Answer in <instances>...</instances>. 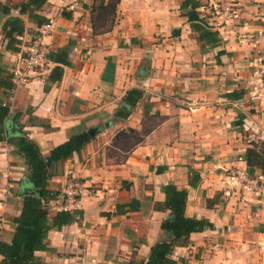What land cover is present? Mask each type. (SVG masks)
<instances>
[{
	"label": "crops",
	"instance_id": "0c3cea01",
	"mask_svg": "<svg viewBox=\"0 0 264 264\" xmlns=\"http://www.w3.org/2000/svg\"><path fill=\"white\" fill-rule=\"evenodd\" d=\"M25 1L0 0V66L14 69L38 35L49 51L68 46L71 66L46 91L54 64L2 94L9 113L0 141V240L11 238L27 182L10 139L24 135L45 158L94 129L48 181L53 191L72 179L84 189L72 210L79 221L48 232L47 249L35 253L40 264L146 261L151 246L167 237L160 225L171 214L154 205L164 201L168 184L187 191L186 217L213 225L176 247L172 264H264V176H249L244 161L251 143L264 142V109L247 95L256 59L264 58V0H223L234 9L229 18L205 14L217 0H119L105 32L103 20L93 18V0H47L20 14ZM191 11L206 25L189 21ZM9 17L24 26L19 53L5 50ZM203 27L218 35L219 46L211 47ZM130 90L142 97L119 120L114 115L127 108ZM10 125L18 133H6ZM240 172L257 188L239 180Z\"/></svg>",
	"mask_w": 264,
	"mask_h": 264
},
{
	"label": "trees",
	"instance_id": "16d2710c",
	"mask_svg": "<svg viewBox=\"0 0 264 264\" xmlns=\"http://www.w3.org/2000/svg\"><path fill=\"white\" fill-rule=\"evenodd\" d=\"M119 0H93V18L103 20L101 30L108 31L113 25L116 5ZM47 0H26L19 5L20 14L28 11H38ZM188 3V2H187ZM197 5L192 4V8ZM204 28L202 33L205 37H210L211 47L219 46L220 40L216 33H212L210 28ZM24 31L22 21L17 17H9L4 23L5 50L11 53H19L20 40ZM202 35L199 39L202 40ZM206 40V39H205ZM69 47L50 51L48 60L54 67L47 77L49 85H45V91L50 85L61 80L63 67H70L68 57ZM15 89L11 81V70L0 66V141H2L3 125L9 113L8 104L4 103L3 92H10ZM141 91L130 90L124 98L123 103L127 108H119L115 113V118L125 120L128 118L140 98ZM90 141L87 133L71 136L65 143L58 145L50 151L49 158L51 166L48 167L44 161L39 147L24 135L15 136L10 139V143L15 148L18 157L24 160L26 167L25 180L38 191L36 195L21 197L20 214L12 219L13 232L9 241L0 240V264H40L36 252L47 249V234L49 231H60L63 226L73 222H78L81 213L79 211H55L52 214L48 203L54 200L60 191H53L47 188L49 179L54 175L55 167L72 156L73 153L80 152ZM244 161L247 165V173L254 176L259 173L264 176V142L260 144L251 143L246 149ZM194 180V179H193ZM199 181H189L193 186ZM22 182V181H21ZM165 199L162 203H156L154 209L157 211H169L172 219L161 223V231L167 235L166 238L153 244L150 248L146 261L141 264H172L171 255L176 247L188 244L189 235L212 229L213 225L206 219L188 218L185 216V203L187 191L179 190L174 185L168 184L163 187ZM210 202V200L208 201Z\"/></svg>",
	"mask_w": 264,
	"mask_h": 264
},
{
	"label": "built area",
	"instance_id": "2783aa9c",
	"mask_svg": "<svg viewBox=\"0 0 264 264\" xmlns=\"http://www.w3.org/2000/svg\"><path fill=\"white\" fill-rule=\"evenodd\" d=\"M205 14H221L229 18L234 14V9L231 4L223 0H217L210 7V10L207 9ZM49 27V24L45 25V28ZM49 52L47 47L42 43L40 35L33 37L28 45L22 48L17 64L11 70V81L15 88L22 87L33 78L49 71L51 64L48 60ZM253 67L255 70L248 80V100L253 104H259L264 109V58L256 59V65ZM1 176L3 178L7 177L5 173H2ZM236 177L239 180L242 179L249 182L257 188V183L252 179H248L249 176L244 172L238 173ZM83 189L81 184L72 179L68 186L61 190L59 195L53 200L55 203L53 208L49 207L50 210L72 211L78 203V198L81 196Z\"/></svg>",
	"mask_w": 264,
	"mask_h": 264
},
{
	"label": "water",
	"instance_id": "95a60500",
	"mask_svg": "<svg viewBox=\"0 0 264 264\" xmlns=\"http://www.w3.org/2000/svg\"><path fill=\"white\" fill-rule=\"evenodd\" d=\"M189 21H191V22L197 21L203 25H206V23L202 19H200L193 11H191L189 13ZM8 130L9 131H6V133H10V134L18 133L17 128L13 125H10L8 127ZM94 132H95L94 129H90L88 131V134L90 136H93ZM44 161L48 167L51 166V159L49 157H45ZM36 194H38V191L35 188H33L31 185L27 184V182H23V184L21 185V189L19 191V196L36 195ZM171 219H172V216H170L168 218V220H171Z\"/></svg>",
	"mask_w": 264,
	"mask_h": 264
}]
</instances>
